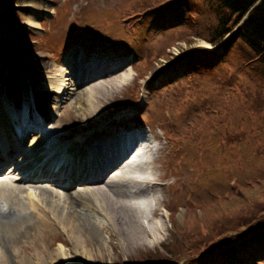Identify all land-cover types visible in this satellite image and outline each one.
Wrapping results in <instances>:
<instances>
[{
	"label": "rangeland",
	"instance_id": "rangeland-1",
	"mask_svg": "<svg viewBox=\"0 0 264 264\" xmlns=\"http://www.w3.org/2000/svg\"><path fill=\"white\" fill-rule=\"evenodd\" d=\"M13 1L0 0V87L14 118L19 115L10 102L14 81H21V102L29 115L26 105L33 92L44 87L46 62L52 66L80 50L85 63L93 57L107 60L111 56L110 64L124 66L120 74L129 78L116 88L99 112L80 110L83 106L78 102L82 98L75 101L72 95L68 110L63 108L64 102L57 108L47 107L54 119L66 115L64 124L73 127V115H103V121H115L109 123L111 129L138 126L147 135L157 136L151 143L158 148L151 155L153 162L140 170L136 168L139 174L155 178L156 184H139L142 191L136 199H147L144 216L152 218V223L160 217L165 228L156 241L149 239L125 254L109 245L108 232L102 228L106 219L88 206L79 205L77 210L86 212L95 223L106 248V256L92 249L87 264H139V260L158 253L163 259L161 255L169 256L166 243L175 244L173 252L174 247L178 252L187 250L176 241L195 228L200 243L174 261L264 264V238L254 245L240 239L231 241L226 258L221 255L223 249L212 248L219 242H206L209 247L201 255L204 258L189 261L204 250L206 227L221 233V225L238 217L248 218L247 213L257 209L258 204L237 205H247L252 197L264 194L258 190L264 186V61L239 34L216 46L206 40L217 23L209 5L212 0H49L48 12L36 17L39 27L27 24V10L13 5ZM132 5L138 7L133 9ZM120 9L123 16L117 18ZM197 48L214 53L194 50ZM46 104L51 105L50 101ZM33 108V115H40ZM126 109L129 111L124 112ZM83 123L81 120L79 125ZM41 127H45L43 132L51 129L45 124ZM74 129L82 134L78 131L81 127ZM26 139L27 146L32 139L30 134ZM17 156L18 153L5 165L0 179L10 175L8 172L14 167L11 161ZM21 171L16 168L12 175ZM81 180L77 178L75 188L82 186ZM60 181L66 183L68 178L64 176ZM39 183L51 184L48 179ZM53 188L61 194L74 190ZM252 190L255 192L248 197ZM37 198L46 204L42 196ZM154 207L157 213L152 215ZM243 223L244 220L239 222L241 228L246 226ZM40 243L45 245L43 239ZM58 245L60 242L54 240L50 251ZM49 260L46 264H52ZM8 264L16 263L11 260Z\"/></svg>",
	"mask_w": 264,
	"mask_h": 264
},
{
	"label": "bare ground",
	"instance_id": "bare-ground-1",
	"mask_svg": "<svg viewBox=\"0 0 264 264\" xmlns=\"http://www.w3.org/2000/svg\"><path fill=\"white\" fill-rule=\"evenodd\" d=\"M13 5L27 10L25 22L34 27H39L37 15L50 8L49 0H14ZM120 12L121 9L117 10V18ZM84 61L83 52L76 50L60 63L48 66L46 62L44 87L34 89L26 105L29 115L18 117L37 128L45 120V125L51 129L43 132L45 127H41L38 132H30L32 139L27 146V139L22 144L21 138H14L16 134L11 125L14 115L0 87V174H4L5 165L18 153L11 161L14 167L9 170L10 175L0 179V264H8L11 260L16 264H46L48 259L52 264H87L92 249L106 256L95 223L86 212L77 210L79 205L88 206L106 219L107 224L102 228L108 232L109 245L117 246L125 254L149 239L156 241L165 228L160 217L152 223V218L144 216L149 205L147 199H136L142 191L139 184L149 187L156 182L151 175L134 174V171L142 169L143 164L150 165L154 160L151 155L158 148H153L146 138L143 144L134 145L126 157L131 160L122 163L121 157L128 148L122 149L141 131L111 129L108 125L115 121H103V115H73L75 126L69 127L68 123L64 124L66 115L54 119L53 113L47 110L63 102V108L68 110L72 105L68 99L73 95L75 101L82 98V102H78L83 106L80 110L99 112L116 88L129 78L127 74H120L124 66L110 64L111 56L107 60L97 56L89 62ZM16 81L10 102L20 114L25 103L21 102V81L19 78ZM63 98L66 99L63 101ZM48 101L51 105L45 106ZM32 106L40 114L41 122L33 115ZM93 117L97 118L93 120ZM81 120L84 123L79 125ZM76 126L82 128L78 129L82 134L75 131ZM151 137L157 140L153 133ZM66 151L69 153L65 154ZM16 168L22 171L12 175ZM64 176L68 178L66 183L60 181ZM79 177L82 186L75 188ZM42 179H48L51 184L39 183ZM53 186L64 191L74 190L61 194ZM36 195L42 196L46 204L39 202ZM151 211L155 215L157 207ZM41 239L44 246H41ZM54 240L60 245L50 251Z\"/></svg>",
	"mask_w": 264,
	"mask_h": 264
},
{
	"label": "trees",
	"instance_id": "trees-1",
	"mask_svg": "<svg viewBox=\"0 0 264 264\" xmlns=\"http://www.w3.org/2000/svg\"><path fill=\"white\" fill-rule=\"evenodd\" d=\"M209 5L212 11L217 16V23L210 30L209 36L206 38V40L212 45H217L228 34L229 36L224 43H226L230 38H232L236 34H239L242 37L243 41L247 44V46L250 49H252L258 56H260L261 60L264 61V0H212V2L210 1ZM137 7L138 5H132L133 9ZM120 14L122 15V12H120ZM194 50L204 51L207 53L208 52L214 53L205 48H197ZM263 73H264V65H263ZM138 94L139 91L137 95ZM258 190L264 191V186H260ZM253 192L255 191L252 190L251 192H249L247 196L252 197ZM255 204H258V208L247 213L248 218L238 217L234 219L232 223L221 225L220 226L221 233H213L212 228L206 227L208 228V231L207 233L204 234L203 237L204 241L202 243V248H204V250L201 251L202 253L199 252L198 256L190 259L189 261L193 262L195 258L203 255L206 251V248L209 247L208 245L209 243L219 242L217 244L214 243L215 245L212 246L213 245L212 244L211 246L212 248L218 247L223 249L221 251V255L224 258H226L229 250L228 245H230L231 241L240 239V241H245V242L250 241L251 244L254 245L256 242H258V240L264 238L261 237L264 236V231L262 229V225L264 224V194H262L260 197L257 198L252 197L247 205H244L243 203L239 202L237 208L240 206H248V205L252 206ZM240 212L242 211H239L238 213ZM210 220H211L210 217H208L207 221L211 222ZM241 220H244V223H246V226L242 228L240 227V225L242 224L239 225V222ZM178 226H180V224H178ZM195 229H192L189 232L187 231L184 237L181 235V239L176 241L179 244H184L188 248L184 252H191V249L195 250L198 244L200 243V240L198 239L199 234H197V231H195ZM223 237H228V238L223 239ZM206 242H208L207 244L208 246L205 245ZM166 244L164 245L165 248L169 251V256L168 255L164 256L160 254L161 257L163 258L160 259L158 256L159 253L155 255H148L144 260L143 259L139 260L140 261L139 264H181L182 260H178V262L174 260H177L176 258L179 259L184 252H178L175 247H174L175 252H173L172 247L175 244L173 243L172 246L171 243L168 245ZM201 257L204 258L203 256ZM228 261L231 262L232 260L228 259Z\"/></svg>",
	"mask_w": 264,
	"mask_h": 264
}]
</instances>
